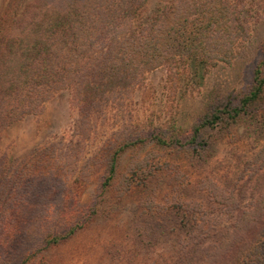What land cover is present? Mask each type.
<instances>
[{
  "label": "rangeland",
  "instance_id": "obj_1",
  "mask_svg": "<svg viewBox=\"0 0 264 264\" xmlns=\"http://www.w3.org/2000/svg\"><path fill=\"white\" fill-rule=\"evenodd\" d=\"M160 1L147 0L139 15L141 24L153 17ZM65 2L0 0V39L13 36L19 43L17 49L27 47L47 28L53 11L58 12L55 8ZM231 2L237 12L233 46L225 59H214L209 66L191 59L159 67L133 90L109 97L101 109L88 114L75 110L69 94L60 92L38 112L0 129V158L12 164L63 139L69 148L62 150L67 154L62 177L71 180L80 171L90 172L79 201L89 210L99 200L98 184L111 155L108 145L114 148V142L151 133L190 140L192 129L216 108L234 106L248 93L254 70L263 59L264 0ZM214 43L211 39V47ZM225 45L230 46L228 39ZM261 70L264 74V66ZM246 114H264V98ZM196 143L180 150L151 144L125 150L112 197L107 199L111 206L119 200V208L104 215L108 221H103V215L94 217L55 252V264H152L165 258L171 247L180 254L184 247L186 252H211L210 232L217 216H223L217 224L222 231L236 224L243 227L244 223H234L235 218L260 206L257 201L264 191V185H259L264 180V128L229 126L223 119L200 130ZM94 156L96 163L90 160ZM59 189L57 194L66 191V187ZM61 204L60 197L52 201L45 224L29 225L32 229L23 240L4 248V258L16 260L36 246L46 231L63 230L57 222ZM183 225L189 232L199 230L209 237L195 249L176 231ZM176 251L170 253L180 256ZM39 256L32 264L44 263Z\"/></svg>",
  "mask_w": 264,
  "mask_h": 264
},
{
  "label": "trees",
  "instance_id": "obj_2",
  "mask_svg": "<svg viewBox=\"0 0 264 264\" xmlns=\"http://www.w3.org/2000/svg\"><path fill=\"white\" fill-rule=\"evenodd\" d=\"M66 1L55 8L58 12L53 11L47 28L27 47L17 49L19 43L13 36L0 39L4 46L0 48V129L38 112L60 92L69 94L71 104L81 114L92 113L101 109L109 97L133 90L146 74L159 67L191 59L209 66L214 59H225L233 46L232 24L237 8L231 0H161L153 17L142 24L138 19L147 0ZM211 39L215 40L213 47ZM227 39L229 47L225 45ZM262 66L264 53L248 93L234 106L216 108L209 119L192 129L190 140L160 138L151 133L114 142V148V144L108 145L111 155L98 184L99 200L89 210H84L79 201L90 172L80 171L71 180L62 177L67 159L62 150L69 148L64 147L63 139L12 164L0 158V264H32L38 254V260L44 263L36 264H55V252L86 229L94 217L114 213L120 201L111 206L107 199L112 197L125 150L142 144L178 150L196 146L200 130L223 119L229 126L264 128V114H246L264 98ZM57 152H61L59 156ZM90 160L98 161L95 156ZM259 185L263 187L264 180ZM59 187H66V191L57 194ZM77 191L79 194H75ZM261 193L257 201L260 206L244 210L235 218L234 223H244L243 227L236 224L222 231L217 224L223 216L215 217L210 232L211 252H186L183 242L181 254L171 247L165 258L152 264H264V191ZM57 197L62 203L57 222L64 229L46 231L36 246L23 251L16 260L4 258V248L23 240L32 229L29 225L39 228L45 224L47 211ZM182 227L176 231L195 249L209 237ZM173 250L180 256L172 255Z\"/></svg>",
  "mask_w": 264,
  "mask_h": 264
}]
</instances>
